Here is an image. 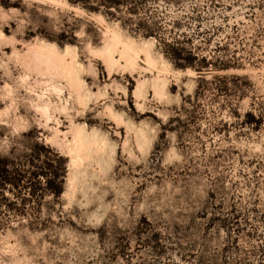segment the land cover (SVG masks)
I'll return each instance as SVG.
<instances>
[{
  "label": "rangeland",
  "instance_id": "1",
  "mask_svg": "<svg viewBox=\"0 0 264 264\" xmlns=\"http://www.w3.org/2000/svg\"><path fill=\"white\" fill-rule=\"evenodd\" d=\"M2 163L0 264H264V0H0Z\"/></svg>",
  "mask_w": 264,
  "mask_h": 264
},
{
  "label": "trees",
  "instance_id": "2",
  "mask_svg": "<svg viewBox=\"0 0 264 264\" xmlns=\"http://www.w3.org/2000/svg\"><path fill=\"white\" fill-rule=\"evenodd\" d=\"M167 48H168V51H165V53H164L165 56H166L169 60H171L173 63H174L176 60H179V54L176 52V49H174L173 47H171V46H169V45H167ZM174 67L177 68L176 65H174ZM180 68L182 69V67H180ZM195 71H196L197 73H199L201 70H200V69H195ZM244 116H245L247 119H248V118H249V119L252 118L251 115H249V114H245ZM251 120H252V119H251ZM244 123H245V125H248V124H250V121L245 120ZM5 165H6V164H4V163L0 164V182H2L3 184H5V183L11 184L12 181H11V179H10V177H9L10 172H8V170L6 169ZM15 182H18V179H16ZM13 184H14V183H13Z\"/></svg>",
  "mask_w": 264,
  "mask_h": 264
},
{
  "label": "bare ground",
  "instance_id": "3",
  "mask_svg": "<svg viewBox=\"0 0 264 264\" xmlns=\"http://www.w3.org/2000/svg\"><path fill=\"white\" fill-rule=\"evenodd\" d=\"M81 130V129H80ZM75 132V131H74ZM78 135V134H77ZM77 137V136H76ZM79 138V137H78ZM78 138H75L74 139V141H76V139H77V141H78V143L76 144L75 143V145L77 146H74V147H76L77 149H82L84 146L85 147H87L86 145H82V144H84L83 142H82V140L80 141V139L78 140ZM76 141V142H77ZM85 149V148H84ZM88 149V148H87ZM75 150V149H74ZM88 151V150H87ZM80 152V151H79ZM94 152V151H93ZM81 153V152H80ZM87 153V152H86ZM88 155V154H87ZM84 157V156H83ZM77 163V157L76 156H70V161H68L67 162V170H69V168L71 167V166H74V165H77L76 164ZM80 163V162H79ZM79 168V167H78ZM69 182V181H68ZM70 184V183H69Z\"/></svg>",
  "mask_w": 264,
  "mask_h": 264
}]
</instances>
